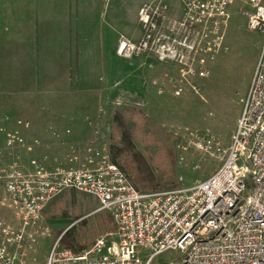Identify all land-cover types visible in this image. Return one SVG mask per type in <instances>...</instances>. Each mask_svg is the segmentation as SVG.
<instances>
[{
    "label": "built area",
    "instance_id": "1",
    "mask_svg": "<svg viewBox=\"0 0 264 264\" xmlns=\"http://www.w3.org/2000/svg\"><path fill=\"white\" fill-rule=\"evenodd\" d=\"M179 1V14L167 0L142 5L141 37L121 35L117 54L152 55L180 66L185 78L206 77V64L221 50L235 3L246 8L242 13L250 29L263 35L232 143L194 133L182 147L216 156L220 167L189 188L144 191L112 162L106 146L89 148L77 168L52 169L33 161L35 170L25 172L9 165L0 171V206L10 202L16 222L3 220L0 211V264H27V249L50 232L41 222L44 210L68 189L94 197L97 211L113 215L116 230L80 252L60 249L58 238L46 264H264V0ZM1 131L10 149L26 146L18 128ZM171 251L177 256L165 259Z\"/></svg>",
    "mask_w": 264,
    "mask_h": 264
},
{
    "label": "rangeland",
    "instance_id": "2",
    "mask_svg": "<svg viewBox=\"0 0 264 264\" xmlns=\"http://www.w3.org/2000/svg\"><path fill=\"white\" fill-rule=\"evenodd\" d=\"M151 1L154 0H92L90 12L102 34L103 31L107 33L108 23L127 33L138 28V11ZM167 2L174 12L183 9L179 0ZM241 8L239 3L231 5L221 50L215 60H208L206 77L185 78L177 64L162 63L147 54L125 59L118 57L119 61L115 63L98 66L103 68L99 71L12 72L5 69L7 66H2L0 122L14 121L17 117L10 113L39 117L30 137L40 139L47 149L16 153L10 162L0 167V171L27 159L30 163L44 160L52 165V169L77 168L82 165V157L89 148H101L104 143L109 145L113 114L121 112L126 117L143 119L142 126L136 129H142L144 137L135 136V140L138 149L156 170L162 157L174 151L165 173L170 174L169 168L174 170L180 181L177 188H189L206 179L220 167L221 162L214 155L193 147H187V150L182 147L194 133H211L225 146L232 143L263 41L260 32L250 29L248 19L242 13L246 8ZM125 35L134 41L139 37L137 32L132 36L134 38ZM178 91L180 93L176 94ZM134 110L140 111L141 115L139 112L131 115ZM15 120L14 127L19 130L25 128L19 121L26 120ZM3 128L8 126L1 127V130ZM68 129L72 135L64 137ZM54 131L61 134L68 146L60 149L52 142ZM3 149L1 144L0 161L4 156ZM33 169L30 167L24 171ZM4 192L3 188L1 193ZM2 207L6 212L2 219L16 222L10 202ZM98 207L94 197L73 189L51 201L41 220L50 232L33 248L27 249V264H46L58 238L61 239L75 224L80 237L83 236L79 245L69 248L60 240V249H77L80 252L91 247L101 236L114 232L117 224L113 215L97 211ZM109 238L115 239L114 236ZM176 256L177 253L171 251L164 258L170 260Z\"/></svg>",
    "mask_w": 264,
    "mask_h": 264
},
{
    "label": "crops",
    "instance_id": "3",
    "mask_svg": "<svg viewBox=\"0 0 264 264\" xmlns=\"http://www.w3.org/2000/svg\"><path fill=\"white\" fill-rule=\"evenodd\" d=\"M92 5V0H0V70H4L2 66H7L5 69L12 72L99 71L103 68L100 69L98 66L119 61L118 57L122 58L117 54L120 36L127 34L132 37L137 32L139 37L136 38L139 39L140 23L138 30L127 33L113 23H111L113 26L108 23L107 33L103 31L102 34L90 12ZM10 114L17 117L15 119L28 121L31 125L27 129L19 130L26 140V146L10 149L6 145V134L1 131V127L7 125L8 128L5 129L14 130L16 120L7 123L4 121L5 124L0 122L1 144L5 149L0 167L10 162L11 156H15L16 153L47 149L46 144L40 139L30 137L39 122V117ZM52 134L54 136L52 142L60 149L68 146L60 133L54 131ZM71 135L69 129L63 134L64 137ZM101 146L108 149L107 143ZM82 159L84 162V156ZM40 161L46 167H52L50 163ZM18 165L22 170L32 167L28 159ZM0 209L4 215L6 213L4 207L0 206Z\"/></svg>",
    "mask_w": 264,
    "mask_h": 264
},
{
    "label": "trees",
    "instance_id": "4",
    "mask_svg": "<svg viewBox=\"0 0 264 264\" xmlns=\"http://www.w3.org/2000/svg\"><path fill=\"white\" fill-rule=\"evenodd\" d=\"M138 112L141 115V112L138 110L131 112V115ZM142 123V118L138 119L134 116L126 117L125 114L121 112H114L109 126L110 143L108 145L112 162L117 164L128 175L134 185L141 187L144 191L176 189L179 187L180 181L175 177L174 170L169 168L168 171L171 175L165 173V170L168 168L166 166L168 161L171 163L173 160L174 151H169V153L162 157L160 160L161 165L156 170L145 154L138 149L137 141L135 140V136L144 137L142 129H140L141 131L136 129V127L142 126ZM161 152L164 153V151ZM163 153H161L160 157ZM83 224L84 223L81 225ZM75 225L71 226L60 239L63 240L64 244L69 246V248L77 247L83 238V236L80 237L81 233L77 230ZM76 250L77 249H74L75 252H79Z\"/></svg>",
    "mask_w": 264,
    "mask_h": 264
}]
</instances>
